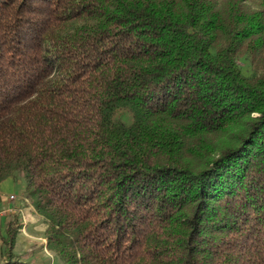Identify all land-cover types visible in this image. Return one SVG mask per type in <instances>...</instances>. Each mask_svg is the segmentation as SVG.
Returning <instances> with one entry per match:
<instances>
[{
	"label": "trees",
	"instance_id": "trees-1",
	"mask_svg": "<svg viewBox=\"0 0 264 264\" xmlns=\"http://www.w3.org/2000/svg\"><path fill=\"white\" fill-rule=\"evenodd\" d=\"M264 0H0V184L66 264H264ZM18 211L5 220V261ZM26 257V258H24Z\"/></svg>",
	"mask_w": 264,
	"mask_h": 264
},
{
	"label": "rangeland",
	"instance_id": "rangeland-1",
	"mask_svg": "<svg viewBox=\"0 0 264 264\" xmlns=\"http://www.w3.org/2000/svg\"><path fill=\"white\" fill-rule=\"evenodd\" d=\"M235 59L246 76L252 77L264 74V62H259L257 59L243 52L237 54ZM17 180L19 181H17L18 183L15 187L16 190L19 192L23 191L25 189L24 180L19 178H17ZM11 209L13 208L8 207L0 210V222L6 214L12 213V211H9ZM27 216L29 218L30 215L25 214V218H23V226L25 225V219H27ZM44 228V225L40 224V221H35V223L32 224L31 230L25 232L24 228H22L21 233L19 231L20 235H17L16 244L13 248V253L18 259L21 258V254L24 252V250H30L32 244L39 243L42 239H44ZM4 230L5 229L0 226V264L5 261L3 254L4 246L1 243V235L5 234ZM43 243H46L45 239ZM33 258L34 260H32ZM25 262L28 264H66L60 257L53 255L46 246H44L41 250L37 249L34 255L25 259Z\"/></svg>",
	"mask_w": 264,
	"mask_h": 264
},
{
	"label": "crops",
	"instance_id": "crops-1",
	"mask_svg": "<svg viewBox=\"0 0 264 264\" xmlns=\"http://www.w3.org/2000/svg\"><path fill=\"white\" fill-rule=\"evenodd\" d=\"M17 181L19 180L17 179L13 180L12 178H8L0 184V210L8 207L13 208L12 213L6 214L2 218V221L0 222V226L4 228L5 220L7 219V217L10 214H13L15 211H18L22 218V228H24L25 232H27L28 230H31L32 224H34L35 221H40V224H42V222H41V218L38 215H36L34 209L30 205L28 200L23 197L24 190L20 192L16 190L15 187L16 184L18 183ZM11 196H13L14 199L10 201L9 197ZM25 214L30 216L29 218L27 216V219H25V225L23 226V218H25ZM20 233L18 234V236L20 235ZM42 240L44 242V239ZM42 240L39 243L32 244V246L36 245V248L32 249L34 250L33 255L36 253L37 249L41 250L44 246H46V243L44 244ZM15 244H16V240H15ZM32 260H34V258Z\"/></svg>",
	"mask_w": 264,
	"mask_h": 264
},
{
	"label": "built area",
	"instance_id": "built-area-1",
	"mask_svg": "<svg viewBox=\"0 0 264 264\" xmlns=\"http://www.w3.org/2000/svg\"><path fill=\"white\" fill-rule=\"evenodd\" d=\"M13 199H14V197H13V196H11V197H10V200H13ZM12 210H13V209H11V210H9V211H12Z\"/></svg>",
	"mask_w": 264,
	"mask_h": 264
}]
</instances>
